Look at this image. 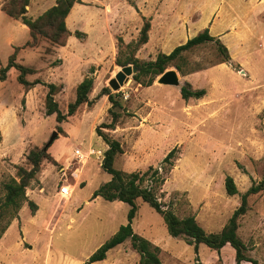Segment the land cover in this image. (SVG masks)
I'll list each match as a JSON object with an SVG mask.
<instances>
[{"label":"rangeland","instance_id":"1","mask_svg":"<svg viewBox=\"0 0 264 264\" xmlns=\"http://www.w3.org/2000/svg\"><path fill=\"white\" fill-rule=\"evenodd\" d=\"M5 1L0 0V69L8 63L15 46L30 38L29 28L21 19L2 11ZM30 4L28 15L31 17L50 7L47 4L38 6L37 0ZM86 4L83 12L99 22L101 15L102 21L98 23L109 38L112 34L116 38L120 34L136 35L139 24L135 27L129 18L128 4L123 6L124 14L121 15L126 20H117L114 12L118 4L113 0H89ZM178 5L177 0H166L164 9L171 17ZM169 20L170 30L175 31L174 19ZM88 25L91 26L87 27L89 30L100 28L95 21ZM158 32L159 25L154 30L155 38ZM41 45L22 49L17 60L27 66L44 65L46 48ZM187 54L189 65L186 69H201L183 75L176 67H169L179 72L180 86L159 83L160 75L152 85L145 86L131 75L119 90H114L109 80L121 66L113 62L112 53L107 51L99 64L86 62L83 69L86 74L97 70V85L91 98L94 99L104 86H109L113 92H122L123 108L116 129L103 125L112 120L109 113L112 104L107 96H102L93 106L82 107L76 116L64 122L57 121L56 115L46 114L43 123L34 125L30 132H23L25 146L15 152V161L9 155L0 157L1 205L4 183L17 173L15 165L30 166L26 154L34 139L44 146L54 130L59 132V126L67 130L65 134L59 132L49 148L57 156V163L46 160L39 174L40 181L27 189L29 198L39 205L36 213H32L26 202L18 220H12L15 222L6 234H2L1 229L8 219L0 220V264L83 263L128 222L129 203L107 200L101 195L93 198L94 191L110 180L112 174L103 168L96 156L89 158L90 162L83 167L72 154L76 147L85 149L90 145L102 148L105 153L108 144L98 134V127L120 140L124 153L115 166L129 172L146 170L150 165L159 166L171 149L179 148L174 167L166 174V182L158 193L164 207L172 208L181 217L195 215L207 231L223 228L240 205L242 193L264 177V53L260 54V60L253 55L249 66L215 64L220 56L213 43L197 46ZM156 56L153 51L146 60ZM58 63V60L52 62L53 65ZM16 75L14 72L11 75L12 94L19 91L13 80L18 82ZM186 82L193 88H206L207 93L202 98L185 99L181 87ZM39 83L46 84L42 80ZM74 99L73 87L58 98L64 112ZM22 103L17 100V110L26 126L31 122L26 111L32 110L35 114L46 108L45 98L42 102H33L29 110ZM228 175L234 177L238 186L239 193L235 195L227 193L225 179ZM64 182L80 185L71 199L58 195ZM137 204L133 227L164 249L161 252L163 264H196L197 258L202 264H236L232 259L231 252H235L232 247L218 251L201 244L197 256L194 245H189L184 237L169 233L160 212L141 198ZM250 204L251 209L241 220L239 233L247 243L248 254L264 264V191L251 195ZM176 255L179 260L174 259ZM99 264H140V254L127 240L110 250L106 260Z\"/></svg>","mask_w":264,"mask_h":264},{"label":"trees","instance_id":"2","mask_svg":"<svg viewBox=\"0 0 264 264\" xmlns=\"http://www.w3.org/2000/svg\"><path fill=\"white\" fill-rule=\"evenodd\" d=\"M76 2L81 0H57L56 4L49 7L37 17L28 15V6L31 0H6L2 5V10L15 19H21L29 27L31 39L23 46H16L14 52L9 56L8 63L0 69V79H6L8 72L15 67L19 74L18 80L26 90H29L40 80L30 81L27 79L29 73H34L35 68L27 66L17 60L18 51L22 47L36 46L42 38L51 40L54 44L65 45L68 41L71 31L67 26V17L70 14ZM151 20L144 17V23L136 39L126 42L122 36L118 37V53L116 63L118 65L133 64L138 67V71L133 74L134 80L145 86H150L156 78L164 73L169 67H176L183 75L190 72L198 71L201 68H187L189 65V56L187 52L192 51L197 46L213 43L218 49L219 60L215 64L226 63L231 61V54L228 47L222 40L210 33L209 28H205L195 36L189 38L186 42L177 45L171 52H159L157 57L152 60L141 59L137 56L138 50L149 41ZM81 32L77 31V35ZM49 91L47 93L45 105L47 114H56L59 122L67 120L70 116L75 115L77 111L85 106H93L95 99L90 95L95 88V78L87 75L80 82L76 89V99L69 103L67 112H64L55 95L62 89V84H47ZM181 93L185 99L202 98L206 93V88H193L190 82H186L181 87ZM108 95L111 107L109 113L112 120L103 124L108 129H116L120 118L123 104L121 102L122 92H113L109 86L102 88L96 98ZM59 132L65 134L63 127L59 126ZM98 134L108 144L105 151L102 166L112 178L98 187L93 198L101 195L107 200H121L130 204L128 212V222L122 224L118 231L105 241L94 251L90 257L82 264H92L93 262L103 260L107 257L108 251L114 247L130 240L132 247L140 254V264H163L161 258V247L150 239L144 237L135 231L133 227L134 218L137 215L139 198L148 202L153 208L160 212L167 224L169 233L175 237H184L188 244L194 245L195 251L199 253V245L206 244L212 249L221 251V249L230 243L236 251V261L240 264L242 261H250L252 264H259L256 259L248 254L246 241L239 233L242 218L251 209L250 196L264 191V177L258 183H253L250 188L242 193L240 205L234 210L232 216L219 231H207L195 215L185 217L179 216L175 210L165 208L158 193L166 182L167 175L174 167V162L178 157L179 148L174 147L163 158L159 166L150 165L146 170L126 171L117 168L115 162L119 156L124 153L120 140L114 138L110 132L97 128ZM58 138V137H57ZM56 138V139H57ZM54 143V142H53ZM52 143V144H53ZM34 146L26 154V159L30 166L17 163V173L4 183L5 195L0 205V220L7 218V223L1 229L4 234L11 225L12 220L19 216L23 205L27 202L31 207L32 213H36L39 205L35 200L30 199L27 189L35 182H39V174L43 170L44 162L51 161L57 163V159L50 152L52 146ZM225 187L229 195L239 193L238 186L232 175L225 179ZM196 264H201L200 258L196 259Z\"/></svg>","mask_w":264,"mask_h":264},{"label":"crops","instance_id":"3","mask_svg":"<svg viewBox=\"0 0 264 264\" xmlns=\"http://www.w3.org/2000/svg\"><path fill=\"white\" fill-rule=\"evenodd\" d=\"M32 1L33 0H31V2ZM88 1L89 0H81V2H76L70 14L68 15L66 21L67 26L71 31V35L69 36L68 41L65 45L56 44L55 46V44L51 40L48 39V41L46 40L47 38H42L38 45L22 47L18 51L19 54L22 49H25L27 47H37L41 44L45 45L46 60L43 61L44 65L40 67L31 65L30 67L35 68L36 71L34 73H29L27 75V79L30 81L39 79L46 84H62V89L55 95V99L57 101L60 96L68 92V90L72 89V87L75 91L76 99L77 86L87 75L94 76L95 90L97 85V70L95 72L92 71V73L86 74V72L83 71V69L86 67V62L99 64L100 59H103L104 54L107 51H110L114 58L113 62L118 65L116 63V55L118 53V37L122 36L126 42H130L131 40L136 39L144 23V17H147L151 20L152 26L150 30L149 41L145 43L137 52V56L141 59L146 60L150 57V55H152L153 51L155 54L157 53V55L159 52L169 53L177 45L186 42L189 38L195 36L205 28H209L210 33L212 35L218 36L228 47L231 54V61L226 62L227 64L232 65L233 63H238L241 65L249 66L252 61L251 58L253 55H256V59L260 60V54L264 53V0H177V3L179 2V5L175 7L176 12L172 14L171 17L166 13V10L164 9L166 0H113L116 4H118L114 12L118 15L117 20H126V18L121 17V15L124 14L123 6L128 4L129 7L126 9L129 18L133 20L135 27L136 24H139L136 35L128 37L125 34H120L117 38L115 37V34H112V37L109 38L108 34L103 32V30L101 29V25H99V23L102 21L100 13L98 14L100 15L99 22L95 20V17L91 18L93 16H90L87 13L83 12L84 8L87 7L86 2ZM56 2L57 0H37V5L43 6L47 4L46 6L49 5L51 7L56 4ZM30 5L28 6V11L30 9ZM38 9H40V7H38ZM170 18H173L175 21V25L177 27L175 31L170 30L171 23H168L170 21ZM93 21L96 22V26L100 27L99 29H87V27H91L88 24ZM133 22L131 24L132 26ZM157 25H159V32L155 38L154 30ZM77 31H80L81 34L77 35ZM29 39H31V35ZM26 42L16 46H23L24 44H26ZM107 43H109V45H107ZM53 60H58L59 63L57 65H53ZM226 63L220 64L223 65ZM13 72L17 73L16 76L18 82H16L14 78L13 80L19 90L15 94L11 93V75ZM18 74V70L15 67H12L8 72L7 78L5 80H0V157H4L3 155H9V157H11L13 161H15V152L19 151V149H22L25 146L23 132H30L33 129L32 127L34 125L36 126L39 123L44 122L45 115L47 114L46 108L44 112L39 111L35 112V114L32 112V110L29 109L31 108L33 102H35L36 100H40L42 102L45 98L46 101L47 93L49 91L48 85L42 83H36L29 90H26L24 85L19 82ZM53 80H56V82H54ZM103 96H107V99L109 100L108 95ZM96 97L94 98V104L98 99ZM18 99L23 102L27 110H29V112L26 111V115L31 122L27 124V126L23 124V121H21V118L19 116V111L17 110ZM51 115L56 114L54 113ZM76 115L77 114L70 117ZM57 124L59 125V122ZM63 129L65 130V128ZM9 133L11 134L10 137L8 136ZM34 146L43 145H41L39 142L37 143V141L34 139L33 143H31V147ZM90 148L102 150V148H96L92 145L85 149H82L84 151H88ZM107 148H104V150L106 151ZM72 154H75V150ZM93 156H96L100 160L99 163L102 165L104 155L101 157L92 155L91 157ZM54 157L56 158L57 156L54 155ZM88 160L84 164H82L83 167H86L88 165V163L90 162V160ZM73 174L76 177L78 176V173L75 171ZM73 186L74 192L78 187H80V185L78 186L77 184H73ZM58 195H60L59 192ZM67 198L71 199V196ZM17 220L18 218L16 219V221ZM13 222H15V220ZM6 232L4 234H6ZM228 247H232L233 249H235L230 243H227L221 249V251L224 248ZM161 249V252H163L164 249L162 247ZM231 253L233 254V262L237 264L236 251ZM198 255L199 253L197 254V256ZM174 257L175 260H179V255H176ZM106 258L100 261L93 262L92 264H99L101 262L103 263ZM243 262L250 261L244 260L240 264H242ZM202 263L203 262H201V264ZM78 264H82V261H80Z\"/></svg>","mask_w":264,"mask_h":264},{"label":"water","instance_id":"4","mask_svg":"<svg viewBox=\"0 0 264 264\" xmlns=\"http://www.w3.org/2000/svg\"><path fill=\"white\" fill-rule=\"evenodd\" d=\"M138 71V67L133 64H126L121 66L120 70L109 80V85L114 90H119L121 86L130 79V76ZM158 82L166 85L179 86L181 84L180 75L177 69L171 68L162 73ZM59 132L54 130L50 140L47 142L46 146H49L58 137Z\"/></svg>","mask_w":264,"mask_h":264},{"label":"built area","instance_id":"5","mask_svg":"<svg viewBox=\"0 0 264 264\" xmlns=\"http://www.w3.org/2000/svg\"><path fill=\"white\" fill-rule=\"evenodd\" d=\"M75 159L78 164H84L88 158L92 155H97L101 157L104 155V152L101 149L90 148L88 151H84L82 148L75 149ZM78 167V166H77ZM59 194L63 197H70L74 192V186L72 183H62L58 190Z\"/></svg>","mask_w":264,"mask_h":264}]
</instances>
